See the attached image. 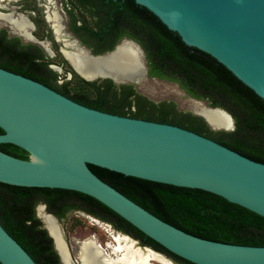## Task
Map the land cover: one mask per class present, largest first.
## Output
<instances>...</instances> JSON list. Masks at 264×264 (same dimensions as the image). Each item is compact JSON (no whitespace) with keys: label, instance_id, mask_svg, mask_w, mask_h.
Segmentation results:
<instances>
[{"label":"water","instance_id":"1","mask_svg":"<svg viewBox=\"0 0 264 264\" xmlns=\"http://www.w3.org/2000/svg\"><path fill=\"white\" fill-rule=\"evenodd\" d=\"M135 2L151 11L186 45L222 63L264 100V0ZM12 33L23 42L38 44L49 56L53 54L50 47L42 44L44 40L33 34L34 40H28ZM52 33L54 36L53 30ZM123 41L140 50L142 76L147 77L144 51L132 39L124 38L112 50L98 54L81 46L83 53L101 57L114 52ZM72 68L87 81L108 78L115 84H133L136 88L139 84L136 80L97 72L82 74ZM194 100L229 118V127H219L204 115L192 112L210 129L235 128L233 117L225 109ZM0 129L3 131L0 143L16 145L29 154L28 160H24L0 151V182L67 189L91 196L169 252L194 264H264V246L224 243L179 229L102 180L88 166L93 164L126 176L204 190L264 218V163L178 125L88 107L41 82L1 67ZM45 213L55 221L70 257L57 219ZM0 264H37L1 223Z\"/></svg>","mask_w":264,"mask_h":264},{"label":"trees","instance_id":"2","mask_svg":"<svg viewBox=\"0 0 264 264\" xmlns=\"http://www.w3.org/2000/svg\"><path fill=\"white\" fill-rule=\"evenodd\" d=\"M65 10L68 29L92 53L112 50L123 36L132 39L144 51L148 76L176 82L187 95L225 109L233 117L235 128L214 131L201 117L179 110L173 101H152L137 92L133 84H115L108 78L87 81L69 64L71 72L92 95L70 92L69 81L57 82L59 75L50 68L49 55L38 44L23 43L20 36H10L5 28H0V67L44 82L88 107L178 125L264 163V100L222 63L186 45L135 0H67ZM48 34L52 35L51 29ZM0 151L24 160L29 158L25 150L10 143H0ZM88 166L102 180L179 229L209 240L264 246V218L218 195ZM68 200L92 215L128 228L142 243L177 264H194L169 252L95 198L73 190L0 182V223L37 264H53V255L57 256L52 240L35 209L38 203H45L50 211L66 205Z\"/></svg>","mask_w":264,"mask_h":264},{"label":"bare ground","instance_id":"3","mask_svg":"<svg viewBox=\"0 0 264 264\" xmlns=\"http://www.w3.org/2000/svg\"><path fill=\"white\" fill-rule=\"evenodd\" d=\"M4 1L0 0L1 9L8 8L5 3H2ZM48 1L50 4L52 3V0ZM45 13L51 30L54 32L56 42L61 44L60 52L77 71L82 74L93 72L108 74L117 78L136 80L138 83L144 80L141 53L133 43L123 41L111 54L101 57L89 56L83 53L84 47L79 44L78 40L74 36L73 39L68 35L69 31H66L63 19L56 10L48 9ZM0 20L6 23L12 32L20 34L28 40H34L31 35L33 34L34 24L22 13H16L13 10L7 12L0 10ZM42 44L45 48L50 47V42L47 40H44ZM52 55H54V52ZM55 68L59 69V67ZM190 108L192 112L204 115L215 126L229 127L230 125L229 118L225 114L218 110H209L201 102H191ZM38 216L42 218L46 228L53 236L63 262L68 264L70 258L60 239L55 221L50 215L43 212L42 206L39 207ZM110 236L111 242L106 245L108 254L104 256L102 255V249L98 248L96 243H93L92 238H85L77 242L78 264H150L151 260L158 261L161 264H174L155 250L138 247L133 240H130L124 234L116 232Z\"/></svg>","mask_w":264,"mask_h":264},{"label":"rangeland","instance_id":"4","mask_svg":"<svg viewBox=\"0 0 264 264\" xmlns=\"http://www.w3.org/2000/svg\"><path fill=\"white\" fill-rule=\"evenodd\" d=\"M64 2L65 0H52V3L50 4L48 0H5L2 3H5L8 8L7 9L0 8V10L4 12L13 10L16 13H22L23 15L27 16V18L30 21H32L34 24V29L32 31L33 35L38 40H47L50 42L49 45L50 48L53 50L54 55H50L48 57V62L50 68H52L51 66L59 67V71H56L54 68H52L59 75L57 79L58 83H62L63 81L65 82L68 80L69 81L68 88L70 92L81 91V92H86L89 95H92L90 89H88L83 83H81V81L71 72L69 63L67 64L64 61L65 57L60 52L61 44L55 41L53 33L52 35L48 34V31L51 29L49 23L46 21L45 18L46 16L45 12L48 9L56 10L59 16L62 17L64 25L67 26L68 16L64 8ZM0 28H5L10 36L14 35L12 33V30L8 27V25L1 20H0ZM66 29L69 31L68 27ZM47 35H49V37ZM136 89L140 94L144 95L146 98L155 102H161L164 100L173 101L176 107L182 111L192 112L190 108L191 102L196 101L188 97L176 82L169 80L147 79V77H145L144 80L138 84ZM40 205L42 204L38 203L36 205L35 210L37 214ZM76 213L79 215L82 221L79 219V217H73V216H71L70 219L64 221V225L66 226H69L71 224L72 219L76 220L72 222V225L78 224L75 229L76 233L74 234L69 233L68 234L69 236H75V237L80 236L81 239H84L82 238L84 235L94 234L96 239L101 244L104 243V241L111 242L110 235L114 234L115 232L109 225L99 221L96 217L90 214H86L84 212H76ZM81 228L83 232H80ZM72 244H73V247H71L72 253L74 257L77 258L75 243L73 242V240H72ZM156 252L166 257L167 259L171 260L174 264H177L166 254L159 251ZM150 262H151L150 264H161L155 260H151Z\"/></svg>","mask_w":264,"mask_h":264},{"label":"flooded vegetation","instance_id":"5","mask_svg":"<svg viewBox=\"0 0 264 264\" xmlns=\"http://www.w3.org/2000/svg\"><path fill=\"white\" fill-rule=\"evenodd\" d=\"M66 1L67 0H65V2H64V8H65V4H66ZM67 6V5H66ZM69 6V5H68ZM69 8V7H68ZM45 18H46V16H45ZM46 21H47V19H46ZM48 22V21H47ZM32 26H33V24H32ZM65 27L67 28L68 27V21H67V26L65 25ZM33 28H34V26H33ZM65 28V29H66ZM52 31V30H51ZM66 31L68 32V30L66 29ZM70 31V30H69ZM71 32V31H70ZM68 35H70L73 39H74V37L68 32ZM74 35V34H73ZM124 38H126V39H130V38H128V37H125V36H123V37H121L118 41H117V43H119L122 39H124ZM72 39V40H73ZM46 41V40H45ZM22 42H23V40H22ZM23 43H26V42H23ZM62 55H63V53H62ZM147 70H148V67H147ZM24 76V75H23ZM25 77H28V76H25ZM28 78H30V79H33V80H36V81H38V82H41V81H39V80H37V79H34V78H32V77H28ZM147 79H158V80H166V79H161V78H158V77H150V76H148V74H147ZM41 83H43V84H45L44 82H41ZM178 84V83H177ZM45 85H47V84H45ZM48 87H50V88H52V89H54L53 87H51V86H49V85H47ZM135 87V86H134ZM180 87V86H179ZM181 88V87H180ZM135 89H136V87H135ZM54 90H56V89H54ZM137 90V89H136ZM183 90V89H182ZM56 91H58V90H56ZM59 93H61L60 91H58ZM138 92V91H137ZM185 93V92H184ZM62 94V93H61ZM186 94V93H185ZM187 95V94H186ZM188 97H190V98H192V99H197V98H194V97H191V96H189V95H187ZM198 100H201V99H198ZM206 102V101H205ZM43 206H44V211L45 212H47V213H51L53 216H55V218L57 219V221H58V224H59V226H60V229H61V231H62V233H63V237H64V240L66 241V243H67V246H68V248H69V252H70V262L68 263V264H78V259L77 258H75L74 257V255H73V253H72V248L71 247H73V244H72V240H73V242L75 243V249L77 248V242H79V241H82V240H84L85 238H92L93 240V243H96L97 244V247L98 248H100V249H102V255L104 256V255H107L108 254V252H107V247H106V245H107V241H104V243H100L97 239H96V237H95V235L94 234H86V235H84L82 238H84V239H81V237L79 236V237H75V236H69L68 234L69 233H72V234H74V233H76V231H75V229H76V226L78 225H72V222H74V221H76L75 219H72L71 220V224L69 225V226H66V225H64V221L65 220H67V219H70L71 218V216H73V217H79V215L76 213V212H84V213H86V214H90V215H92V213H89V211H87L85 208H83L81 205H78V204H74L73 202H71L70 200H68L67 202H66V205H64V206H58V207H55V208H53L52 210H50V211H48V209H47V206H46V204L45 203H41ZM36 215H37V212H36ZM38 216V215H37ZM92 216H94V217H96L99 221H101V222H104V223H106L107 225H109L112 229H113V231L116 233V232H118V233H122V234H126V235H129L130 237H132L133 239H135L136 241H137V244L136 245H139L142 249H144V248H146V247H149V248H152L151 247V245H149L148 243H142V241L139 239V238H137L136 236H135V234L132 232V231H130L128 228H126V227H124V226H122L121 224H118V223H116V222H114V221H111V220H108V219H103V217H101V216H99V215H92ZM39 217V216H38ZM40 218V217H39ZM42 218H40V220H41ZM79 219H80V217H79ZM81 220V219H80ZM82 221V220H81ZM43 223V222H42ZM74 224V223H73ZM43 227H44V224H43ZM45 228V227H44ZM46 229V228H45ZM47 231V230H46ZM80 232H83L82 231V228L80 229ZM48 233V232H47ZM49 235V234H48ZM79 235H82V234H79ZM51 240H52V238H51ZM55 245H56V243L54 244V242H53V240H52V246H53V251L55 252L54 254H56V256L57 257H55L54 255H53V264H65L64 262H63V260L60 258V255L58 254V250L56 249V247H55ZM137 247V246H136ZM103 249L105 250V252L103 251ZM153 249V248H152Z\"/></svg>","mask_w":264,"mask_h":264}]
</instances>
